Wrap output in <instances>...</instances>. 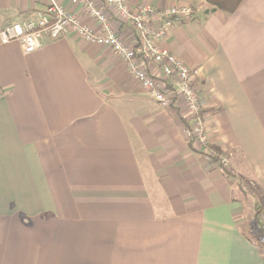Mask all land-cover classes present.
Here are the masks:
<instances>
[{
    "label": "crops",
    "instance_id": "0c3cea01",
    "mask_svg": "<svg viewBox=\"0 0 264 264\" xmlns=\"http://www.w3.org/2000/svg\"><path fill=\"white\" fill-rule=\"evenodd\" d=\"M58 2L100 32L84 9ZM47 3L0 0V29ZM96 3L141 56L138 31ZM187 4L192 17L160 45L199 70L209 147L230 153L235 177L264 197V0H244L232 15L210 13L205 0L127 7ZM189 125L111 49L74 32L43 38L29 55L0 41V264H264L240 189L190 145Z\"/></svg>",
    "mask_w": 264,
    "mask_h": 264
},
{
    "label": "built area",
    "instance_id": "2783aa9c",
    "mask_svg": "<svg viewBox=\"0 0 264 264\" xmlns=\"http://www.w3.org/2000/svg\"><path fill=\"white\" fill-rule=\"evenodd\" d=\"M68 1L73 7L84 9L99 26L100 32L96 33L83 25L78 15L65 9L58 0H48L45 11L36 12L20 22L4 25L0 29L1 43H19L23 46L24 53L29 55L41 48L43 38L57 41L74 32L89 44L111 49L127 65L151 99L164 109L176 106L184 111L190 124L186 128V135L195 147L208 153V161L213 163L212 160L216 157L221 164L227 166V159L216 155L209 147L196 85L199 70L186 66L170 49L160 45L169 28L192 17L193 7L187 4L158 12L150 5H142L137 13L132 14L127 7L128 0H100L120 20L130 22L138 31L143 47L141 56H138L136 50L128 47L112 30L110 16L97 6V0ZM156 17L162 22L158 27L151 24ZM143 62L158 68L146 69Z\"/></svg>",
    "mask_w": 264,
    "mask_h": 264
},
{
    "label": "rangeland",
    "instance_id": "374dc122",
    "mask_svg": "<svg viewBox=\"0 0 264 264\" xmlns=\"http://www.w3.org/2000/svg\"><path fill=\"white\" fill-rule=\"evenodd\" d=\"M199 1V0H198ZM218 148V147H216ZM197 151H201L199 148H197ZM216 155H219V153L215 152ZM223 157H225L228 161V165L226 166L229 170L231 169V164H230V156H232L230 153L228 154L227 152L225 153L222 151ZM206 156L208 157V153H206ZM218 166V165H217ZM233 172V171H232ZM234 173V172H233ZM234 179L236 186L240 189L241 192H238L237 190V197L241 200L243 204V211L245 213L247 222H246V227L248 228V234L255 240L254 233L255 230L258 228L256 226V221H255V216L258 213H261L264 215V197H261L262 193L260 189L252 185L250 182L246 183L245 181L239 179L238 177L232 178ZM262 210V211H261ZM264 219V218H263ZM262 224L264 225V222L261 221Z\"/></svg>",
    "mask_w": 264,
    "mask_h": 264
},
{
    "label": "trees",
    "instance_id": "16d2710c",
    "mask_svg": "<svg viewBox=\"0 0 264 264\" xmlns=\"http://www.w3.org/2000/svg\"><path fill=\"white\" fill-rule=\"evenodd\" d=\"M243 1L244 0H205V2L210 8L209 10L210 13L221 11L223 13H226L227 15H232L233 13H235L236 10L239 8V6L243 3ZM190 145L194 147L192 142ZM210 149L213 150L214 152L219 153V155H223L222 150L219 148L211 147ZM212 162L217 165L219 164L218 167L221 169L222 173L228 179L235 178V174L231 170H229L226 166L221 164L216 157L213 158ZM262 212L259 213L258 211V213L255 216L256 226L258 228L255 230L254 233V237H255L254 242L257 243L261 249H264V225L262 224L260 218Z\"/></svg>",
    "mask_w": 264,
    "mask_h": 264
}]
</instances>
